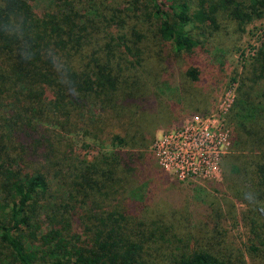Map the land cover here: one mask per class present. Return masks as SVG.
I'll list each match as a JSON object with an SVG mask.
<instances>
[{
    "label": "trees",
    "instance_id": "1",
    "mask_svg": "<svg viewBox=\"0 0 264 264\" xmlns=\"http://www.w3.org/2000/svg\"><path fill=\"white\" fill-rule=\"evenodd\" d=\"M260 21L264 0H0V264H264V30L242 48ZM211 53L241 62L204 190L221 203L150 150Z\"/></svg>",
    "mask_w": 264,
    "mask_h": 264
},
{
    "label": "rangeland",
    "instance_id": "2",
    "mask_svg": "<svg viewBox=\"0 0 264 264\" xmlns=\"http://www.w3.org/2000/svg\"><path fill=\"white\" fill-rule=\"evenodd\" d=\"M42 8L43 5H40L39 11ZM253 28H256L257 31L253 30ZM258 29L264 30V21L256 22L249 27V30H253L254 34H246L242 39V48L246 49V56L251 53V48L256 46L257 37L260 35ZM240 63L238 56L235 54H228L224 58L213 57V53L210 56L202 55L199 63L200 68L203 69L202 78L197 84L190 83L187 85L191 89V93L197 96L196 106H194V109L193 107L190 109V107L185 108L184 106L182 110L178 111L175 108H170L171 110L167 116L162 117L156 122V125L160 127L156 129L155 133L158 134L157 132L161 131L159 129L169 131L182 124L190 116L202 114L203 112H208L207 116L213 115L214 118L224 119V115L228 108H230L235 96L237 83H232L231 79L234 77V72H237V74L241 72ZM169 177L172 182H178L171 176ZM221 180L222 176L215 182H220ZM205 183L182 182L190 194H207L209 200L216 198L219 201L224 197V194L221 193L217 194L211 190L204 191L206 188ZM231 200L235 203L236 212L238 218H240L243 211L246 210V207L240 202H237L233 197H231ZM98 210L103 211V208ZM47 228L45 225L44 230H47ZM227 231L229 244L235 248H242L248 236V229L244 224L241 221L233 222L229 220L227 222Z\"/></svg>",
    "mask_w": 264,
    "mask_h": 264
},
{
    "label": "built area",
    "instance_id": "3",
    "mask_svg": "<svg viewBox=\"0 0 264 264\" xmlns=\"http://www.w3.org/2000/svg\"><path fill=\"white\" fill-rule=\"evenodd\" d=\"M150 147L158 166L183 183L218 181L228 151L224 119L192 115L169 131H158Z\"/></svg>",
    "mask_w": 264,
    "mask_h": 264
}]
</instances>
